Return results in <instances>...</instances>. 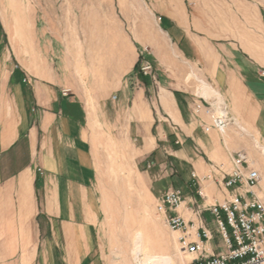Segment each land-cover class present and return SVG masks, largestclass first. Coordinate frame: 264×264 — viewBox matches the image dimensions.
I'll use <instances>...</instances> for the list:
<instances>
[{
    "label": "crops",
    "instance_id": "crops-1",
    "mask_svg": "<svg viewBox=\"0 0 264 264\" xmlns=\"http://www.w3.org/2000/svg\"><path fill=\"white\" fill-rule=\"evenodd\" d=\"M122 2L90 0L83 21L75 1L58 7L63 25L57 27L55 49L48 32L41 34L38 51L26 48V55H40L39 77L32 59L16 63L15 52L0 40V264H111L112 256L96 254L92 225L99 224L102 212L94 184L102 153L109 144L128 143L132 133L141 137L138 156L154 154L163 141L162 149L181 168L173 176L206 191L197 207L186 197L178 209L187 221L197 224L200 210L212 217L204 212L206 204L232 193L206 180L217 165L231 167L218 132L207 133L184 115L171 85L160 83L157 96H148L134 76L138 45L168 42L152 18L146 24L143 6L130 22ZM173 34L167 31L171 40ZM50 54L56 55L55 64ZM169 135L181 141L178 147L166 142ZM251 165L261 171L257 191L264 199V165ZM43 220L56 232L55 254L43 243L50 242ZM206 247L219 252L211 240Z\"/></svg>",
    "mask_w": 264,
    "mask_h": 264
},
{
    "label": "rangeland",
    "instance_id": "rangeland-1",
    "mask_svg": "<svg viewBox=\"0 0 264 264\" xmlns=\"http://www.w3.org/2000/svg\"><path fill=\"white\" fill-rule=\"evenodd\" d=\"M72 1L76 2L83 21L90 0H0V40L15 52L16 63L24 65L26 58L29 62L32 59L33 65L29 66L40 76L36 64L40 55H26V48L38 51L41 34L48 32L49 46L55 49L57 27L63 25L58 24V7ZM122 1L123 16L133 22V16L141 14L143 6L146 24L152 18L157 29L164 30L168 42L164 48L137 47L139 59L134 76L145 84L146 94L156 97L160 83L171 85L184 115L193 117L202 127L193 107L205 81L221 94V99L216 95L210 97L225 101L241 126V129L237 125L230 127L224 135L217 131L226 150H245L251 164L264 165V0ZM65 8L67 11L68 7ZM170 30L174 32V40L167 35ZM56 58L50 54V63L55 64ZM145 60L153 66L151 74L143 73ZM128 140L109 144L102 153L104 162L98 167L94 189L102 213L99 224L92 225L96 254L112 256L111 264H139L135 240L140 238L147 254L171 256L174 264H191L196 255L180 248V233L170 228L158 204L167 190L179 189L184 201L192 197L197 207L201 195H196L195 190L203 187L182 180L180 174L173 176L181 168L162 149L163 141L160 150L140 157L137 154L141 137L132 133ZM166 142L173 148L181 143L174 135H169ZM193 178L201 182L198 175ZM202 217L213 235L215 251L223 250L225 246L214 218L209 214ZM48 221L43 220L42 226L43 235L50 242L43 243L49 253L55 254L56 232Z\"/></svg>",
    "mask_w": 264,
    "mask_h": 264
},
{
    "label": "built area",
    "instance_id": "built-area-1",
    "mask_svg": "<svg viewBox=\"0 0 264 264\" xmlns=\"http://www.w3.org/2000/svg\"><path fill=\"white\" fill-rule=\"evenodd\" d=\"M153 66L148 60L142 65L143 73L151 74ZM193 114L201 122L205 132L218 131L227 133L230 127L238 126L225 101L216 97L198 96L194 101ZM231 162L229 170L223 164L217 165L213 173L206 176L224 188L232 190L228 199L215 200L205 207L217 225L225 248L212 253L206 247L213 235L198 212L199 221L189 222L179 213L184 203V196L179 189L167 190L160 196L158 210L166 214L167 224L180 233V248L184 252L195 254L191 264H264V199L258 194L262 181L260 171L251 165L250 157L245 150L232 151L227 149ZM219 172V177L214 176ZM193 177L197 174L193 172ZM201 197L206 198L202 189Z\"/></svg>",
    "mask_w": 264,
    "mask_h": 264
},
{
    "label": "bare ground",
    "instance_id": "bare-ground-1",
    "mask_svg": "<svg viewBox=\"0 0 264 264\" xmlns=\"http://www.w3.org/2000/svg\"><path fill=\"white\" fill-rule=\"evenodd\" d=\"M200 92V94L204 97L208 98L210 96L216 95L219 96V99H221V94L205 81H202ZM135 242V257L139 264H174L171 256L147 254L144 251V247L140 238H136Z\"/></svg>",
    "mask_w": 264,
    "mask_h": 264
},
{
    "label": "trees",
    "instance_id": "trees-1",
    "mask_svg": "<svg viewBox=\"0 0 264 264\" xmlns=\"http://www.w3.org/2000/svg\"><path fill=\"white\" fill-rule=\"evenodd\" d=\"M138 65H136V69H137Z\"/></svg>",
    "mask_w": 264,
    "mask_h": 264
}]
</instances>
